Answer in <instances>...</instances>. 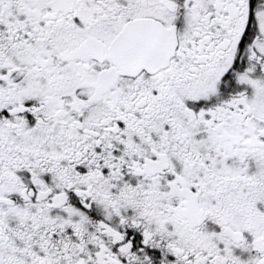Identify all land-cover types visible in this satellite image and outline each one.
Instances as JSON below:
<instances>
[{
    "label": "snow or ice",
    "instance_id": "snow-or-ice-1",
    "mask_svg": "<svg viewBox=\"0 0 264 264\" xmlns=\"http://www.w3.org/2000/svg\"><path fill=\"white\" fill-rule=\"evenodd\" d=\"M0 264H264V0H0Z\"/></svg>",
    "mask_w": 264,
    "mask_h": 264
}]
</instances>
